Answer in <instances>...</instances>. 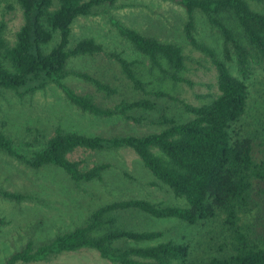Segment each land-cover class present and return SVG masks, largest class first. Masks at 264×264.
<instances>
[{
	"label": "trees",
	"instance_id": "obj_1",
	"mask_svg": "<svg viewBox=\"0 0 264 264\" xmlns=\"http://www.w3.org/2000/svg\"><path fill=\"white\" fill-rule=\"evenodd\" d=\"M119 1L133 0H0L3 12L18 9L22 20L11 41L0 20V93L11 91L21 99L54 84L81 112L134 122L140 120L134 113L152 111L153 99L163 98L178 104L184 119L161 115L157 119L161 130L140 137H89L56 127L43 147L29 157L17 153L0 133V152L34 171L56 168L77 185L100 181L108 164L86 166L84 160H70L68 155L77 150L128 148L143 168L184 205L133 198L106 202L92 210L79 226L48 242L38 246L26 242L3 264L45 263L81 249L93 250L111 264H192L187 245L160 240L161 232L128 228L120 220L129 211L154 219H175L189 226L217 222L222 235L217 248L221 255L205 258L202 264H264V231L257 230V215L252 208L264 206L259 199L264 193V145L241 136L237 129L246 107L245 80L255 69L264 75V0H170L184 11L185 40L215 69V83L207 85L208 92L198 96V105L178 97L180 85L191 84L185 76L186 57L179 45L160 42L110 19L117 33L143 59L127 61L112 55L122 77L141 97L101 107L91 97L76 94L62 83L66 76L73 75L105 97L115 91L85 73L66 69L69 58L101 52L92 39H81L67 49L70 25L77 17L93 15ZM195 12L220 37L224 60L233 58L236 76L230 75L225 63L192 37ZM54 32L57 42L45 52L43 47ZM0 199L19 203L31 196L0 189ZM4 225L0 217V229Z\"/></svg>",
	"mask_w": 264,
	"mask_h": 264
},
{
	"label": "rangeland",
	"instance_id": "obj_2",
	"mask_svg": "<svg viewBox=\"0 0 264 264\" xmlns=\"http://www.w3.org/2000/svg\"><path fill=\"white\" fill-rule=\"evenodd\" d=\"M1 7L0 4V20L5 23L6 37L11 41L22 23L21 14L18 9L3 12ZM255 7L260 8V5ZM110 19L160 42L181 47L186 57L185 76L191 84H181L178 97L186 103L198 105V96L208 92L207 85H214L216 73L209 59L191 48L184 38L185 14L182 8L170 0H133L119 1L111 8H101L93 15L77 17L72 21L67 49L81 39H92L101 47V52L89 57L69 58L66 69L85 73L115 90L113 95L105 97L92 85L68 75L62 83L76 94L91 97L101 107H112L120 100L129 102L141 97L122 77L112 55L127 61L143 59L117 33ZM192 37L223 61L230 75L236 76L233 58L229 62L224 60L220 37L207 26L198 12L193 15ZM57 38L54 32L50 42L43 47L45 52L54 46ZM3 66L8 65L3 63ZM245 85L246 107L237 129L241 136H248L254 143L264 145V75L255 69L245 80ZM153 101L154 109L134 113L140 117L138 122H134L122 117L100 118L81 112L67 101L54 84H47L21 99L11 91L4 90L0 93V133L11 141L17 153L29 157L43 147L56 127L89 137H140L161 130L157 123L161 115L184 119L183 111L175 102L163 98ZM68 159H82L86 166L105 163L108 168L100 181L75 185L56 168L44 167L34 171L0 152V189L31 196L30 200L19 203L0 199V217L6 222L0 229V264L28 241L38 246L55 235L79 226L92 210L106 202L133 198L164 205H184L183 200L175 198L165 185L143 168L137 156L128 148L77 150L68 155ZM259 199L264 202V193ZM262 205L252 208L257 215V230L264 231ZM120 221L133 230L161 232L160 240L187 245L192 264H202L205 258L221 255L217 248L222 235L217 222L189 226L175 219H154L135 211L122 214ZM38 264L111 263L100 258L93 250L81 249Z\"/></svg>",
	"mask_w": 264,
	"mask_h": 264
}]
</instances>
